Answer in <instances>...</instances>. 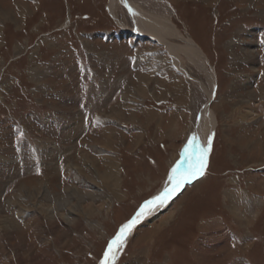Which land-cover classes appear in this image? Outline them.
<instances>
[{
	"label": "rangeland",
	"instance_id": "374dc122",
	"mask_svg": "<svg viewBox=\"0 0 264 264\" xmlns=\"http://www.w3.org/2000/svg\"><path fill=\"white\" fill-rule=\"evenodd\" d=\"M133 1L201 48L213 96L121 1L0 0V264H100L207 105L204 174L133 226L115 264H264V0Z\"/></svg>",
	"mask_w": 264,
	"mask_h": 264
},
{
	"label": "bare ground",
	"instance_id": "6f19581e",
	"mask_svg": "<svg viewBox=\"0 0 264 264\" xmlns=\"http://www.w3.org/2000/svg\"><path fill=\"white\" fill-rule=\"evenodd\" d=\"M119 1L122 2V0H111L112 7H116L117 3ZM126 2H127L128 7H130L133 10L132 13H135L134 16H135L137 26H138L136 35L149 36V37H152L155 40L159 41L160 43L164 44L166 46V48L168 49V51L170 52V54L173 56L174 60L177 63H179V65L182 64V62L180 61V57H185L187 60L192 62L194 65H196L200 70H203L206 73V75H208V80L210 81L211 88H212L211 91H209V93H210V95L213 96L215 91H216L215 90L216 89V82H215L216 76L214 75L213 72L211 73V72L207 71L208 70V67L206 64L207 58L204 55V53L202 52L201 48L192 39L184 37V35H182L179 32L180 30L178 31V29L172 24V22L169 18H167L165 16H158V15L146 12L138 4H136L133 0H126ZM126 29L128 30V27H126ZM173 37L183 38L186 41V44H177V43H174L173 41H170V39ZM260 93L264 94L263 86H262V89H260ZM248 101H250V100H248ZM247 104H248V102H247ZM245 105H246V102H245ZM251 108H252V106L249 103L248 110ZM252 110L253 109L250 110V113H252ZM199 118H200L199 125L196 127L193 135H196L198 137L199 144H200L201 148H208L209 149L207 152V155H208V153L211 149V145H212L214 129L217 126V115H216L215 111L210 107V105H207L206 107H204V109L201 113V117H199ZM209 137L212 138L210 146H209ZM188 145H189V143H188ZM199 155H200L199 151H197L195 148H190L189 160H187L185 162L187 163L189 161V163H191V158L192 157H198ZM207 155L205 157V160H207ZM184 160H185V157H184ZM205 165H206V163H205ZM113 176H114L113 173L108 172L107 178L113 177ZM166 187H170L169 181H167V185H164V187L159 191V194ZM170 200L167 201L163 207H160L157 210H159V209L162 210L163 208L164 209L168 208V206L170 204ZM150 207H153V206H150ZM157 210H155V211H147L146 210V214L143 217H141V219L151 217L155 212H157ZM132 229H133V227H132ZM132 229L129 232L127 238L131 235ZM122 249L118 252L117 258H116L114 264L117 262L118 257L120 255Z\"/></svg>",
	"mask_w": 264,
	"mask_h": 264
},
{
	"label": "snow or ice",
	"instance_id": "6c2138e0",
	"mask_svg": "<svg viewBox=\"0 0 264 264\" xmlns=\"http://www.w3.org/2000/svg\"><path fill=\"white\" fill-rule=\"evenodd\" d=\"M122 2L125 3L126 7H128L126 0H122ZM128 10L129 12L133 11L130 7H128ZM211 139L212 138L209 137V146L211 144ZM190 148H195L200 152V155L198 157H192L191 163H189L187 168L184 167V162H181L172 169V174L169 176L170 187H166L159 195L146 201L136 213L135 217L120 227L117 234L109 242L100 264H114L118 252L125 246L129 232L131 231L132 227L141 219V217L146 214V210L155 211L158 208L163 207L167 201L177 194L182 185L190 183L193 178L202 176L204 174L206 163L205 157L209 149L201 148L198 137L193 135L189 140L188 147H185L184 149L185 161L189 160Z\"/></svg>",
	"mask_w": 264,
	"mask_h": 264
},
{
	"label": "water",
	"instance_id": "95a60500",
	"mask_svg": "<svg viewBox=\"0 0 264 264\" xmlns=\"http://www.w3.org/2000/svg\"><path fill=\"white\" fill-rule=\"evenodd\" d=\"M188 143H189V142H188ZM186 147H188V144H187ZM181 162H184V167H185V168L188 167V165H189V161L186 163L185 160H184V156H183ZM181 162H180V163H181ZM194 179H196V178H194ZM194 179H193V180H194ZM185 185H186V184L182 185V187H181V189H180L179 191H181L182 189H184V186H185ZM179 191H178V192H179ZM158 195H159V194H158ZM154 197H155V196H154ZM154 197H153V198H154ZM151 199H152V198H151ZM144 203H145V202H144ZM144 203H143V205H144ZM143 205H142V206H143ZM135 215H136V214H135ZM135 215H134L131 219H133V218L135 217ZM140 220H141V219H140ZM140 220H139V221H140ZM139 221H138V222H139ZM138 222H137V223H138ZM137 223H136V224H137Z\"/></svg>",
	"mask_w": 264,
	"mask_h": 264
}]
</instances>
